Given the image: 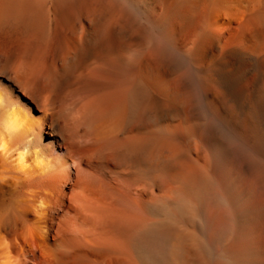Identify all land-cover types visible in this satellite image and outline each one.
I'll use <instances>...</instances> for the list:
<instances>
[{
  "label": "bare ground",
  "instance_id": "6f19581e",
  "mask_svg": "<svg viewBox=\"0 0 264 264\" xmlns=\"http://www.w3.org/2000/svg\"><path fill=\"white\" fill-rule=\"evenodd\" d=\"M0 264H264V0H0Z\"/></svg>",
  "mask_w": 264,
  "mask_h": 264
}]
</instances>
